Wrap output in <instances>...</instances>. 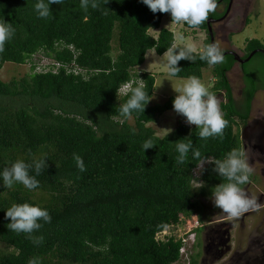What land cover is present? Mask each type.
Returning a JSON list of instances; mask_svg holds the SVG:
<instances>
[{"label": "trees", "instance_id": "trees-1", "mask_svg": "<svg viewBox=\"0 0 264 264\" xmlns=\"http://www.w3.org/2000/svg\"><path fill=\"white\" fill-rule=\"evenodd\" d=\"M37 2L0 0V19L15 29L0 54V69L6 63L31 64L24 77L0 79V173L18 159L46 158L48 165L36 177L39 187L34 190L19 183L7 189L0 175V264H175L182 240H159L157 235L201 214L199 199L226 182L208 162L196 176L201 160H223L233 148H242L234 126L246 116L236 107L228 78L235 59L226 55L224 63L209 66L198 51L194 62H179L182 71L174 76L202 79L203 71L212 69L210 91L225 92L221 108L229 124L223 138L201 139L199 129L184 122L159 137L147 124L173 110L175 97L159 105L149 102L144 113L133 112L132 124L116 112L130 90L118 99L117 89L130 82L135 87L143 79L152 98L156 76L138 68L149 50L162 56L176 42L173 31L161 28L166 15L172 22L171 15L153 13L142 0H109L106 5L100 0V9L87 12L79 7L81 0H65L50 5L52 15L42 19L34 9ZM216 16L210 13L209 18ZM184 24L206 32L204 48L211 43L207 21L198 28ZM257 48L264 43L246 40L247 53ZM38 53L62 67L56 73L35 72ZM260 58L264 55L253 61ZM74 59L88 74L67 72L63 65ZM246 83H254L251 76ZM249 110L250 101L247 114ZM184 138L199 149L201 160L190 151L185 163H176L175 143ZM148 139L156 146L144 151ZM73 153L83 158L86 171L76 166ZM25 202L40 205L51 216V223L40 221L42 228L32 234L43 236L38 245L7 228V209ZM203 230H196L195 249L202 246ZM199 257V251L192 253L190 264H199Z\"/></svg>", "mask_w": 264, "mask_h": 264}, {"label": "clouds", "instance_id": "clouds-1", "mask_svg": "<svg viewBox=\"0 0 264 264\" xmlns=\"http://www.w3.org/2000/svg\"><path fill=\"white\" fill-rule=\"evenodd\" d=\"M65 0H38L34 5L39 18L47 19L52 15L50 5H63ZM106 5L109 0H103ZM153 13H165L171 15L172 23H186L189 27L198 28L208 19L210 13H214L218 7L217 0H142ZM79 7L87 12L89 7L100 9V0H81ZM107 15V11L104 13ZM15 29L10 22L0 19V54L5 51V44L14 36ZM195 48L191 44L177 47L175 43L163 54L166 58V67L170 76H177L182 68L179 67L181 60L194 62L196 59ZM199 58L206 61L209 66H214L225 62L224 51L218 42L209 43L198 53ZM136 86L124 85L117 89V96L125 88L130 90V96L126 102L120 103L116 112L126 120L132 119L133 112H145L146 106L154 98H149V93L145 91L144 80L135 82ZM174 88L177 93L173 100V110L183 117L188 125H195L199 129V137L207 140L208 138H223L224 130L228 127L229 121L225 119V114L221 108V102L216 94L210 91L209 87L197 76H189L180 88ZM122 95V94H121ZM135 133V129L132 130ZM152 139H148L143 144V149L154 148ZM177 164L186 162L190 151L193 157L201 160L199 149H193L191 139H181L175 143ZM73 160L80 171H86L83 158L73 153ZM206 162L214 165L213 171L216 172L226 182H222L212 190V202L216 208L231 218H236L252 210L264 207L258 202V197L249 195L243 185L250 181L253 172L245 150L233 148L227 153L223 160L213 157H206L201 160V165ZM48 167L46 158L34 159L32 162H25L18 159L10 167H5L0 173L3 185L11 189L14 184H22L28 190L39 187L37 176L42 170ZM204 167V166H203ZM202 167V168H203ZM34 169L35 175L31 172ZM6 219H10L7 228L17 234H26L34 244L43 242V236H33L32 234L42 228L40 221L51 223V216L47 209L40 205L30 203H13L6 211ZM29 264H35L30 261Z\"/></svg>", "mask_w": 264, "mask_h": 264}, {"label": "rangeland", "instance_id": "rangeland-1", "mask_svg": "<svg viewBox=\"0 0 264 264\" xmlns=\"http://www.w3.org/2000/svg\"><path fill=\"white\" fill-rule=\"evenodd\" d=\"M224 25V22L213 24L216 32V42L219 43L222 50H235L240 53L239 50L245 46L248 39L255 38L264 43V0H234L229 26L222 32L221 27ZM161 28L169 29L175 33L176 45L191 44L196 52L204 48V41L207 38L205 31L187 28L183 22L172 23L168 15L163 18ZM151 34L156 36L157 32L152 31ZM228 35V40H226ZM114 46H116L115 42ZM35 56V60L47 58L43 53H38ZM140 70L156 76L155 91L152 96L154 98L150 101V105L163 104L170 97H175L177 93L173 87L180 88L186 81L183 78L170 76L166 67V58L163 55L159 56L155 50L147 52L145 63L140 67ZM29 73H31L30 63L26 65L6 63L0 69V79L8 82L13 78H21ZM239 76L240 69L236 65L228 73L235 98H238V91L242 86ZM201 80L210 89L214 81L212 69H205ZM216 96L222 103L221 97ZM185 119V117L178 115L174 110H169L160 115L156 122L147 124V126L154 128L159 137H165L177 127L179 122L185 123ZM129 122L133 124L134 120L131 119ZM204 165L199 166L196 170V176H199L200 170ZM196 186H199V184ZM211 196L199 199L202 206L201 214H195L191 218L186 219L179 227L172 226L164 234L185 238L188 246H194L190 249L192 253L200 252L199 264H264L262 260L264 249V207L249 211L239 217L231 218L214 206ZM202 226L204 227V231L201 234L202 246L199 249H195L197 241L196 230ZM215 229L221 230L223 238L229 237L228 245L221 247L220 252H217L218 249L216 247H207L210 237L214 234L211 231Z\"/></svg>", "mask_w": 264, "mask_h": 264}, {"label": "flooded vegetation", "instance_id": "flooded-vegetation-1", "mask_svg": "<svg viewBox=\"0 0 264 264\" xmlns=\"http://www.w3.org/2000/svg\"><path fill=\"white\" fill-rule=\"evenodd\" d=\"M217 4L218 7L215 11L217 16L212 18L220 19L226 14L229 8L230 0H217ZM233 6L234 0L229 14L224 20L220 21L225 23V25L221 27L222 32H224V30H226L225 28L229 26L228 24L231 19V11L233 9ZM228 37L229 35L226 36V40H228ZM260 49L264 50V48H257L254 50ZM227 50L228 49H225L223 51ZM254 50H252L251 52H253ZM239 52L240 53H237L243 59L247 58L251 53H247V51L245 50V46L240 49ZM257 54L264 55V53L262 52H257L250 59V61L246 63H241L235 60L236 63L230 71H232L236 65L239 66V79L242 86L239 88L238 98H235L233 87L231 86V88L236 107L243 112L242 117L246 116V119L243 122L237 121V124L239 125L234 126V130L240 133L242 149L245 150L248 162L253 169L250 181L248 184L244 185V188L249 195L252 194L258 197V202L264 204V58L253 61ZM246 68L248 72H246ZM248 75L252 77L254 82L250 86L246 83V78L248 77ZM217 95L221 97L222 102L226 101L225 92L219 93ZM248 101H250V110L247 114L246 109ZM206 164L207 162L205 163L204 167L206 166ZM203 231L201 232V234L203 233ZM211 233L214 234L210 237V242L207 247H216L218 249L217 252H220L221 247L228 245L229 237L223 238L221 236L220 229H215L211 231ZM262 260L264 261V249L262 253Z\"/></svg>", "mask_w": 264, "mask_h": 264}, {"label": "built area", "instance_id": "built-area-1", "mask_svg": "<svg viewBox=\"0 0 264 264\" xmlns=\"http://www.w3.org/2000/svg\"><path fill=\"white\" fill-rule=\"evenodd\" d=\"M35 57L36 56H34V59H33V65L36 66L35 72H38V73L54 72L56 73L59 70V68L62 67V64H60L59 62L55 60L50 59L49 57L47 58L45 57L43 60H35ZM63 67L67 70V72L74 73L75 75L85 76L86 74H88V70L79 66L75 59L70 64L63 65ZM132 84L133 82L128 83V85H132ZM128 91L129 89L125 88L124 91L121 92V94L124 95ZM177 226L179 227L180 225H177ZM166 231L167 230L158 234L157 239L164 240L166 237L173 236L172 234H170L169 236H167L168 234H164ZM180 239L182 240V247L180 250V260L176 262L175 264H190L191 255H192V251H190V249L193 246H188V242L186 241L185 238H180Z\"/></svg>", "mask_w": 264, "mask_h": 264}, {"label": "water", "instance_id": "water-1", "mask_svg": "<svg viewBox=\"0 0 264 264\" xmlns=\"http://www.w3.org/2000/svg\"><path fill=\"white\" fill-rule=\"evenodd\" d=\"M232 4H233V0H230L229 8H228L226 14H225L222 18H220V19L210 18V19L207 20L208 33H209V36H210V39H211V43L216 42V35H215V30H214V28H213V23L220 22V21L224 20V19L227 17V15L229 14ZM257 52H262V53H264V50H263V49H260V50H254V51L251 52L250 55H249L247 58H245V59L241 58V56H240L236 51H234V50H227V51H224V55H225V56H226V55H232L236 61H239V62H241V63H246V62L250 61V59H251V58H252Z\"/></svg>", "mask_w": 264, "mask_h": 264}, {"label": "crops", "instance_id": "crops-1", "mask_svg": "<svg viewBox=\"0 0 264 264\" xmlns=\"http://www.w3.org/2000/svg\"><path fill=\"white\" fill-rule=\"evenodd\" d=\"M138 70H139V71H142V70H140V67L138 68ZM142 72H145V71H142Z\"/></svg>", "mask_w": 264, "mask_h": 264}]
</instances>
